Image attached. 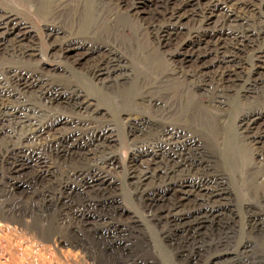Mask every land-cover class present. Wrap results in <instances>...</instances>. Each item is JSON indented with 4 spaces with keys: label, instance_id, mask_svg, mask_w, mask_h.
I'll return each mask as SVG.
<instances>
[{
    "label": "rangeland",
    "instance_id": "rangeland-1",
    "mask_svg": "<svg viewBox=\"0 0 264 264\" xmlns=\"http://www.w3.org/2000/svg\"><path fill=\"white\" fill-rule=\"evenodd\" d=\"M0 12L28 26L25 39L36 51L31 61L0 59V264H213L220 253L217 264H264V161L235 131L241 114L264 107V100L230 98L225 128L232 140L213 143L196 129V118L185 129L195 140L190 147L170 144L150 161L144 143L152 137L149 129L178 125L170 113L121 102V93L141 84L160 106L173 108L170 86L152 71L158 54L146 33L134 49H120L114 39L98 41L118 49L132 73L108 90L87 69L74 68L70 83L48 73L68 69L56 47L63 39L52 29L75 36L70 16L62 26L28 0H0ZM101 17L122 24L127 43L132 32L124 15L104 7ZM91 43L96 40L87 39ZM13 70L49 82L22 89ZM81 100L92 117L79 107ZM13 112L29 121L19 124ZM48 122L56 130L30 139ZM145 169L150 176L143 179ZM94 170L98 184L91 182ZM179 197L186 201L175 207Z\"/></svg>",
    "mask_w": 264,
    "mask_h": 264
},
{
    "label": "bare ground",
    "instance_id": "bare-ground-1",
    "mask_svg": "<svg viewBox=\"0 0 264 264\" xmlns=\"http://www.w3.org/2000/svg\"><path fill=\"white\" fill-rule=\"evenodd\" d=\"M28 1L43 18L54 14L62 26L67 8H71L65 18L70 16V28L75 31V36L62 28L52 29V35L63 39L56 47L69 70L57 67L48 71L60 76L65 83L71 82L74 68L87 69L86 74L103 81L108 90L123 81L128 82L132 73L126 70L123 54L98 41L114 39L110 42L127 50L139 44L143 33L152 39L155 46L152 54H158V57L154 56L156 61L151 68L170 86L167 94L173 108L160 106V101L150 97L141 84L121 93L124 106H145L161 115L170 113L178 125L154 124L149 129L152 137L144 143L150 161L156 160L158 153L170 144L182 149L190 147L195 140L185 129L196 118V129L213 143L232 140L234 134L225 128L230 98L237 94L245 101L264 100V0H72L63 5L58 0ZM144 2L147 6L140 7ZM104 7H112L124 15L132 32L127 43L122 37L126 34L122 24L117 25L112 19L105 21L108 17L102 19ZM132 21L138 24V29L130 25ZM27 27L16 15L0 12V59L11 57L22 62L34 58L36 51L32 49V39H25L30 33ZM87 39L96 40V43L87 44ZM88 61H92L90 65L86 64ZM25 73L14 71L13 74L22 89L42 85L44 88L49 82L48 78ZM82 105L88 110L87 116L92 117L91 107L81 100L79 107ZM213 109L220 114H211ZM12 116L19 124L29 121L25 114L18 116L13 112ZM66 120L61 118L59 122L65 124ZM138 120L148 121L142 114L138 115ZM258 121L262 125H255ZM53 130L56 129L50 122L41 127L37 125L30 139L50 135ZM235 131L240 135L242 145L251 146L264 161V107L241 114L236 120ZM140 174L143 179L150 176L147 169ZM99 176L94 170L91 182L98 184ZM177 199L179 204H174L175 207L182 205L181 200L186 201L182 197ZM222 254L214 257L213 264H217Z\"/></svg>",
    "mask_w": 264,
    "mask_h": 264
}]
</instances>
